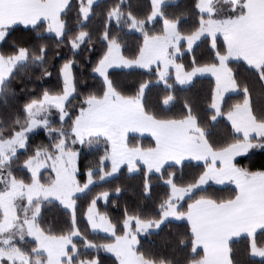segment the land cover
<instances>
[{"label": "trees", "instance_id": "16d2710c", "mask_svg": "<svg viewBox=\"0 0 264 264\" xmlns=\"http://www.w3.org/2000/svg\"><path fill=\"white\" fill-rule=\"evenodd\" d=\"M163 1L162 15L152 23L149 22L153 14L151 0H99L91 7L86 21L81 10L87 0H70L61 14L64 24L61 36L48 33L45 22L8 30L0 41L1 56L13 58L24 50L27 58L16 65L0 85V141L10 140L27 128V107L40 102L46 95L64 93L63 68L68 63L72 64L74 84V94L64 107L68 113L65 120H61V111L56 108L43 111L40 118L49 120V124L29 133L25 148L11 158L8 168L17 180L30 183L32 175L25 168V163L42 149L55 154L57 141L70 134L76 118L87 107V101L105 96L107 83L96 73V69L108 51L109 41L115 40L120 44L124 58L135 60L142 51L146 36L164 34L165 20L177 23L180 34L191 36L200 29L202 18L222 20L244 14L246 0H239L236 4L214 0L211 5L215 11L210 16L199 11L200 0ZM135 24L139 25L140 31L130 30ZM82 33L86 36L74 49L72 43ZM214 42L215 47L209 37H203L191 51H185L187 45L183 42L180 45L183 53L176 61L185 72L218 65L219 57L228 53V46L221 37H216ZM227 66L239 91L224 97L217 119H214L216 111L212 109L216 81L211 76H197L188 85L175 89L170 87L175 78L169 77L165 85L159 81L156 68L110 69L106 78L113 90L126 98L138 97L142 87L147 85L141 99L146 115L157 120L175 121L192 117L209 146L219 151L242 140L243 137L235 132L225 115L247 99L254 119L264 123V67L255 69L240 59L227 61ZM169 97L173 101L166 106L164 102ZM251 140L252 147L246 154L237 157L235 164L251 173L264 171V136L252 137ZM127 144L143 149L156 146L153 138L139 135H130ZM75 148L79 150V185L82 187L88 183L89 173L94 183L75 197L73 212L56 201L46 200L41 202L36 219L40 230L47 236L61 238L76 233L68 249L72 264H120L117 257L105 253L103 247L114 244L125 235V223L130 218L142 222L162 221L156 230L138 235L135 251L142 259L152 264H193L202 259V250L194 251L195 236L191 224L187 220H163V214L172 195L166 181L180 188L194 186L205 173V164L192 161L172 164L160 173H150L143 166L138 172L130 173L127 167H122L115 176L103 179V175L111 169L110 163H102L110 148L108 141L90 137L82 144H76ZM46 173L50 172L44 171L42 179ZM237 192L235 185L217 186L211 183L194 191L176 210L185 215L191 204L199 199L223 203L233 200ZM104 195L105 200L102 198ZM94 201L98 213L114 227V236L91 229L87 212ZM18 244L28 253H32L37 246L28 239ZM253 244L264 247V230L253 236L232 239L229 243L232 264H264V258L252 255Z\"/></svg>", "mask_w": 264, "mask_h": 264}, {"label": "rangeland", "instance_id": "374dc122", "mask_svg": "<svg viewBox=\"0 0 264 264\" xmlns=\"http://www.w3.org/2000/svg\"><path fill=\"white\" fill-rule=\"evenodd\" d=\"M53 1L62 2L65 7L69 3V0ZM98 1L87 0L81 10L84 20L91 6ZM151 1L153 14L149 18L150 23L157 17H161V6L164 3L163 0ZM213 1L200 0L199 11L204 15L214 12L215 9L211 5ZM224 1L238 2V0ZM113 17L116 16L113 15ZM165 21L167 34L146 36L142 51L135 60H128L121 55V46L118 42L115 40L108 42V51L96 69V73L107 83L104 98H93L87 101V107L76 118L70 134L63 135L57 141L55 154L42 149L25 163V168L32 175L30 183L26 184L17 180L10 173L8 164L18 151L25 148L29 133L49 124V120L40 118L43 111L56 108L61 111V120H65L68 114L64 110L65 104L74 94L71 63L63 68L64 93L57 96L46 95L40 102L31 104L27 107L29 113L27 128L10 140L0 141V264H72L68 249L76 233L61 238L47 236L40 230L36 219L41 202L46 200L56 201L73 212L75 197L94 183L90 177L91 173L86 185L81 187L77 180L79 150L75 148V145L82 144L90 137L106 139L110 145L102 163H110L111 169L103 175V179L115 176L122 167H127L130 173L138 172L140 166L145 167L150 173H160L167 165H181L188 161L205 164V173L194 186L180 188L171 181H166L172 195L163 214V220H167L172 215L179 216L177 206L196 189L204 188L210 183L228 184L227 182H235L242 177V173L251 174L235 164L236 158L244 155L253 144L251 138L264 134V123L257 122L253 118L251 121L248 120V117H252L248 99L225 115L235 132L243 137L242 140L224 150L216 151L209 146L202 131L194 132L191 136L184 133L187 128L196 126L191 121L194 118L179 121L157 120L146 115L141 106V99L147 85L142 87L138 97L126 98L117 94L107 80V72L110 69L156 68L160 76L159 81L165 85L169 77L175 78V83L170 86L175 89L177 86L188 85L197 76H211L216 81L212 104V109L216 111L214 119L220 116L224 97L239 91L227 66L229 54L220 56L218 65L199 67L190 72H185L176 58L181 54V43L185 42L189 48L197 42L198 38L210 35L214 44V36L218 32L225 31L226 26L219 21L213 22L211 18H202L201 28L191 36H184L177 31V28L174 31L170 28L177 27V23ZM138 27L139 25L135 24L130 30L138 32L141 30H137ZM63 31V22L58 16H53L48 22L47 32L61 36ZM85 36L82 33L78 40L72 43L74 49L78 48ZM26 58L27 53L22 50L17 56L7 60L6 67L11 65L15 67ZM172 101V97H169L164 103L169 106ZM130 135L149 136L155 140L156 146L148 149L130 147L127 144ZM188 137H195L194 142H189ZM44 171L50 173H46L42 179ZM262 173L264 171L254 174L258 176L263 175ZM102 198L105 200L106 195ZM87 220L93 231L114 236V227L104 215L98 213L95 201L88 208ZM161 222H142L136 218H130L125 223V235L118 238L114 244L104 246L103 251L117 257L121 264H134V259L138 257L135 252L138 235L156 230ZM133 224L135 227H132ZM25 239L37 245L32 253L25 252V248L19 246L18 243ZM147 263L152 264L146 261Z\"/></svg>", "mask_w": 264, "mask_h": 264}, {"label": "crops", "instance_id": "0c3cea01", "mask_svg": "<svg viewBox=\"0 0 264 264\" xmlns=\"http://www.w3.org/2000/svg\"><path fill=\"white\" fill-rule=\"evenodd\" d=\"M68 5L65 7L62 2L53 0H0V41L8 30L15 26L28 27L45 22L48 27V22L53 16H58L61 20V14ZM244 6L245 13L238 17L222 20L208 17V19L211 18L213 22L219 21L226 26L225 31L218 32L214 37H221L226 41L228 46L226 56L229 54V60L240 59L251 67L260 69L264 67V0H246ZM87 18L83 20L86 21ZM170 28L174 31L177 27ZM164 30V34H167L166 21H164ZM203 37L211 39L210 35L202 36L191 47H186L185 51H191ZM212 46L215 47V44ZM8 59L10 58H3L0 54V85L15 68L14 65L6 67ZM251 118L255 120L253 115L248 117V120L251 121ZM194 120L191 119L196 124ZM199 130L196 125L187 128L184 133L191 136ZM191 138L188 137L187 140L192 143L195 137ZM251 147L252 145L248 151ZM254 173H242V177L235 182H227L228 184L214 183L217 186L235 185L238 192L233 200L214 203L209 199H199L191 204L185 215H172L168 218L177 221L187 220L191 224L195 236L194 251L203 252L202 259L193 264H232L230 241L243 236H253L264 230V173L258 176ZM251 253L254 257L264 258V247L260 248L253 244ZM142 263L146 264V261L140 256L134 259V264Z\"/></svg>", "mask_w": 264, "mask_h": 264}]
</instances>
